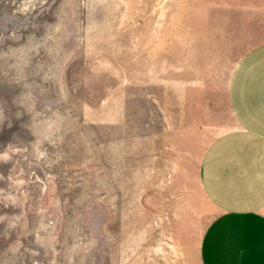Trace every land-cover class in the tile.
Returning <instances> with one entry per match:
<instances>
[{
	"label": "rangeland",
	"instance_id": "1",
	"mask_svg": "<svg viewBox=\"0 0 264 264\" xmlns=\"http://www.w3.org/2000/svg\"><path fill=\"white\" fill-rule=\"evenodd\" d=\"M261 47L264 0H0V264H200L201 160Z\"/></svg>",
	"mask_w": 264,
	"mask_h": 264
},
{
	"label": "crops",
	"instance_id": "2",
	"mask_svg": "<svg viewBox=\"0 0 264 264\" xmlns=\"http://www.w3.org/2000/svg\"><path fill=\"white\" fill-rule=\"evenodd\" d=\"M235 129L216 139L199 182L215 210L198 244L200 264H264V47L235 69L228 91Z\"/></svg>",
	"mask_w": 264,
	"mask_h": 264
},
{
	"label": "clouds",
	"instance_id": "3",
	"mask_svg": "<svg viewBox=\"0 0 264 264\" xmlns=\"http://www.w3.org/2000/svg\"><path fill=\"white\" fill-rule=\"evenodd\" d=\"M45 142L51 143V136H46L43 139L38 138L33 144V153L37 161L45 160L48 157L47 148L44 147Z\"/></svg>",
	"mask_w": 264,
	"mask_h": 264
}]
</instances>
